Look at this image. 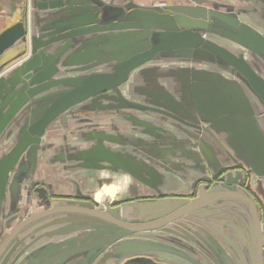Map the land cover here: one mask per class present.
Returning <instances> with one entry per match:
<instances>
[{
	"label": "water",
	"instance_id": "1",
	"mask_svg": "<svg viewBox=\"0 0 264 264\" xmlns=\"http://www.w3.org/2000/svg\"><path fill=\"white\" fill-rule=\"evenodd\" d=\"M31 1L30 26L20 20L0 32V57L19 40H28L30 45L21 61L0 74V142H12L0 154V215L6 191L13 190L17 196L21 188L30 184L23 180L30 178L36 169L41 138L47 126L75 106L86 111L156 110L181 123L184 121L180 115L190 114L197 123L199 120L209 123L214 129L213 136L223 137L224 140L217 137L222 149H229L243 166L264 177V116L258 114L259 104L264 110V76L245 56L205 36V32L219 33L264 60V32L244 21L233 7L220 11L188 3L148 7L131 1L119 6L113 0L107 3L103 0ZM141 41L146 43L143 48L138 47ZM188 51L191 62L192 57L198 58L194 62L215 65L218 70L186 66H167L168 71L158 68L156 77L165 78L168 84L177 82L183 100L158 80L143 90L145 98L130 99L119 90L134 70L160 54ZM109 61L116 62L112 71L82 73ZM190 95H198L202 101L194 98V104ZM132 123L140 127L152 125V121L136 120V117ZM190 126L199 127L198 124ZM94 145L82 146L75 161L77 167L99 169L106 162L154 186L156 181L152 182L134 169V164L108 148L104 136L96 137L99 154L92 152ZM191 154L200 163V153L192 149ZM226 185H231V180ZM40 192L45 198L43 190ZM198 192L193 198L161 197L140 205L112 207L110 204L115 205L117 200L98 207L89 202L57 201L54 203L62 205L37 212L18 224L0 247V257L25 225L45 216L44 225L36 230L52 225L43 233L60 235L54 239L56 247L24 259V264H101L137 253L176 254L191 264H214L199 247L179 241L167 244L135 237V234L168 230L167 224L190 215H201L200 219L219 223L224 219L238 223L234 213L227 216L222 212L220 201L234 199L249 205L247 210L241 203L233 202L245 214L244 222L249 221L251 243L245 246L248 239L242 231L243 224H240L241 231L233 226L237 241L234 239V250H229L227 256L235 263L236 257L243 253L240 257L250 259L252 264H264V234L255 201L246 192L229 188L207 191L201 186ZM26 231L22 236H28ZM174 244L178 247L171 246ZM38 247L43 246L34 249ZM122 264L165 263L136 256Z\"/></svg>",
	"mask_w": 264,
	"mask_h": 264
},
{
	"label": "flooded vegetation",
	"instance_id": "2",
	"mask_svg": "<svg viewBox=\"0 0 264 264\" xmlns=\"http://www.w3.org/2000/svg\"><path fill=\"white\" fill-rule=\"evenodd\" d=\"M154 2L159 1L155 0ZM177 3L174 1H166L159 5H176ZM248 4H254L253 8L250 6V9L254 10H251L249 13L259 17L260 15L264 16L263 2L260 0H252ZM142 96V98H145L144 93ZM61 115L53 122L60 118ZM84 115H88L84 119H88L89 128L84 131L80 129L75 130L72 136L78 137L79 139L90 138L92 141V138H94V143L92 144H95L93 146L95 150L93 149L92 152H98V154L100 150H97L98 147H96V137L104 136L106 138V146L118 153L127 163L134 164L136 170L143 173L152 182L156 181L154 186L150 187L135 179L123 168L116 167L115 169L111 164L105 162L103 165H106V167L101 166L99 168L100 171H97L98 174L103 172V178L100 177L97 179V181L100 180L98 190L102 191L103 186L111 182L119 184L122 180L121 174L126 173L131 177V183L126 192L111 196L109 194L105 195V192L102 191L103 197L97 199L94 197L97 192L95 186L88 188V191L85 190V192L83 186L82 188L79 185L77 186L76 179H74L76 180L75 182L69 181L68 179H59V183L52 186L51 177L46 180L43 179L42 182L32 185L28 184L26 187L21 188L19 194L17 193L18 198L13 190H7L5 198L7 200L6 210H3L0 215V247L18 224L37 212L54 205H62L60 203H54L57 201L72 200L90 202L98 207L100 205L104 206L112 200H117L115 205L110 204V207H112L119 206L125 203V201H128L130 197L132 198L137 195L146 196L141 198L144 202L154 200L151 197H155L157 191H161L160 198L168 196L193 198L199 194L198 191L201 186L205 187L207 191L225 190L229 188L231 190L246 192L255 201L254 203H256L261 232L264 234V177L243 166L244 163L238 157L232 156V152L229 149L226 151L222 149L221 143L217 141V136H213L212 130L214 129L206 121L199 120L197 123L189 114L187 117L180 115V118L184 121V123H181L176 120L173 121L167 114L160 113L156 110L94 109L89 110L87 113L84 112ZM102 115L107 117L103 123L99 122ZM113 116H116L118 120L113 119ZM97 117L99 120H96ZM134 117H136V120L152 121V125L141 127L135 125L132 123ZM53 122L47 128L51 127ZM192 124H198V129L190 126ZM56 129L61 131L63 141H65L64 132L62 131L63 128L58 126ZM191 135L198 138L195 139ZM62 144L65 145V142ZM92 144L90 143L88 145ZM193 145L197 147L193 148ZM81 149L76 147L71 149L70 151L74 153L72 156H79ZM192 149H196L200 153V163L194 160V156L191 154ZM68 167L71 168L70 163ZM193 168L197 171L195 174L192 172ZM112 170L115 173H112ZM12 172L13 169L10 172L11 175L13 174ZM75 175L77 176V174ZM87 180V178L83 180L82 185L86 186L85 183ZM227 180H231V185H226ZM158 182L161 184L158 185ZM177 187L179 189L175 190ZM170 188H173V190H170L172 191V195L166 194V189ZM41 190H43L45 198L41 195ZM120 195L127 196L119 197ZM128 196L130 197L128 198ZM103 199L104 203H102ZM220 201L223 203L222 212L226 213V215L234 213L238 223L236 221H225V219L221 223L213 220L204 222L202 224L203 233L195 231L197 235L199 234L200 241H197L200 242V250L207 257L208 261L214 264H252L250 259L240 257L243 253L239 257H236L237 262L235 263L230 261V258L227 256L229 250H234L233 245L236 244V233L233 226L241 231L240 224H243L242 231H244L248 239L245 242V246L251 243L248 231L249 227L247 225L249 221L247 219V222H244L243 218L245 214L238 207L237 203H241L247 210L249 209V205L234 199H230V201L229 199H222ZM234 201L237 203L234 204ZM12 209H14L13 212H11ZM48 216L46 215V217ZM44 218L45 216L38 219V221L35 220L25 225L12 238L3 255L0 257V264H24V259L32 258L37 254L43 253L46 249L53 250L56 247L55 240L47 241L45 239H39L37 242H32L34 240L32 236H22L25 230L31 232L34 229L36 230L37 227L43 226ZM73 223L75 222L73 221ZM171 223L167 224V227ZM169 228L174 229V227ZM41 230L43 229L41 228ZM174 230L177 231V229ZM197 235L196 237H198ZM36 246L43 247L34 249ZM173 255L171 256L172 259H176V254Z\"/></svg>",
	"mask_w": 264,
	"mask_h": 264
},
{
	"label": "rangeland",
	"instance_id": "3",
	"mask_svg": "<svg viewBox=\"0 0 264 264\" xmlns=\"http://www.w3.org/2000/svg\"><path fill=\"white\" fill-rule=\"evenodd\" d=\"M134 3L140 4V5H159L162 2H168V1H174V2H178V3H188V4H194V5H203L209 8H214L220 11H225L227 8L233 7L234 10L239 13L240 17H242V19L246 22H248L250 25H252L254 28L259 29L260 31L264 32V24H263V20H264V16L260 15L259 16H255L251 13H249L251 10L254 9H250V6H252V8L254 7L253 5L248 4L249 2H251L252 0H158L159 2H154L155 0H132ZM241 10H245L244 13H241ZM205 36L206 38L213 40L219 44H221L222 46H225L226 48L232 50L233 52L237 53V54H242L243 56H245L255 67L256 69L258 68L259 71L261 72V75L264 76V60H262L259 56H257L256 54H253L249 49L245 48L243 49L240 45H238L237 43H235L234 41H232L231 39L220 35L219 33H215V32H205ZM145 41H141V43L138 44L139 48H143L145 46ZM10 49V48H9ZM27 50V49H26ZM8 51V50H7ZM6 51V52H7ZM26 53V52H25ZM24 53V54H25ZM190 51L188 52H172V53H164V54H160V56L156 59H153L149 62H147L146 64H144L141 68H138L136 70H134L131 74L129 79L122 84L119 88L120 91H122L123 94H125V96L127 98L130 99H141L142 96V92L144 89H147L148 87H150L151 85L154 86L155 81L158 80V82L160 84H164L166 87H168V83L167 80L165 78H161V77H156V71L158 70V68H161L163 70H166L167 66L168 67H195V68H205V69H217L218 68L214 65V66H210L211 64H205V63H198V62H194L199 60L198 58L192 57V60H194L193 62H191L189 59L190 57ZM19 52L12 54V56L10 58H6V53L4 52V54L0 57V62H4L1 64L2 67H0L1 70H8L10 69L13 65H15L16 63H18L19 61H21L24 57L23 55ZM116 66V62L114 61H109L106 63H103L97 67L91 68L85 72L82 73H89L92 71H112L114 69V67ZM168 71V69H167ZM162 73V72H161ZM155 75V78L153 79L152 75ZM159 75V74H157ZM152 76V77H151ZM151 88V87H150ZM112 92V91H110ZM127 92H129L128 94H126ZM80 106H75L73 107L71 110L65 112L64 114L61 115L60 118H58L56 120V122L52 123L53 127H62L63 128V132H64V138H65V148H64V154L61 155L63 156V160L65 158V161L70 162V167H71V163L73 161L72 167L68 168L69 170H66V172H76L78 171V167H77V162H75L74 160H70V157H73L72 155H74L73 152H71L70 150L72 149L73 146H86L88 145V143L90 142V139H79L78 137H73L72 134L75 130H87L89 128V123H88V119H84L86 116L88 115H84V112H88L89 110H82V108H79ZM258 114L264 116V110L262 108V106L259 104L258 105ZM99 117V116H98ZM98 117L96 118V120H99ZM107 118L105 116L102 115V117H100L99 122H104V119ZM113 119H117L116 116H113ZM118 120V119H117ZM92 122V119H91ZM52 127V128H53ZM63 140V138H62ZM12 145L11 141H7L6 142V148H9V146ZM70 151V152H69ZM47 152H50V149H45L44 154H46ZM69 156V158H67ZM68 159V160H66ZM45 167V166H43ZM44 171V170H43ZM83 173V172H82ZM115 173V171H114ZM72 174V173H71ZM80 175V174H79ZM85 178H87L88 180L86 181L87 184H89V174H87L85 176ZM179 187L175 188V190H178ZM166 194H171L172 195V191L173 188L170 189H166ZM184 191V190H181ZM156 196L155 197H151L152 199L156 200V198H160V194L161 191H157L156 192ZM164 195H166L165 193H163ZM113 196H116L117 194H113ZM122 195V194H121ZM119 196V197H126L127 195L124 196ZM130 196H128L129 198ZM143 197L146 196H135V197H130L128 201H125V203H123V205H131V204H136L138 203L140 205V203H145L143 201ZM168 197H172V196H168ZM181 198V196H178ZM154 200H149V201H154ZM142 201V202H141ZM148 202V200H147ZM90 203V202H89ZM92 204V203H91ZM137 204V205H138ZM201 215H190V216H186V217H181L179 218L177 221L171 223L168 226V230H152V231H146L145 233H137L135 234V237H145V238H149V239H154L157 240L158 242H164L167 244H170V242L172 241H176V242H181V243H193L192 245L195 247H200V242L199 241V234L197 235L195 233V231H198L199 233H201L202 231V224L204 222H206L208 219H200ZM89 219H93L91 218V216H86ZM169 227H174V229H177V231H175L174 229H171ZM193 228V229H192ZM196 235L198 237H196ZM198 240V241H197ZM173 244V243H172ZM179 244V243H177ZM180 245V244H179ZM175 248H177L178 246L171 245ZM153 254V253H152ZM155 253L153 254L154 259H159L165 262H170L172 264H185V263H181L179 261H175L170 259L169 257H167V255H163V254H158L156 256ZM151 255V254H150ZM133 254L131 255H125L122 257H125V259L131 257L133 258ZM124 260L121 261H117V262H112V264H121L123 263ZM94 262V261H93ZM94 264V263H91Z\"/></svg>",
	"mask_w": 264,
	"mask_h": 264
},
{
	"label": "crops",
	"instance_id": "4",
	"mask_svg": "<svg viewBox=\"0 0 264 264\" xmlns=\"http://www.w3.org/2000/svg\"><path fill=\"white\" fill-rule=\"evenodd\" d=\"M103 1L105 3L109 2V0H103ZM129 1L133 2L132 0H113L112 2L115 5L124 6ZM32 6L33 5H32L31 0H0V32L3 29H5L6 27H8V26L16 23L17 21H20V20H24L25 25H28V27H29L30 26L29 25V18H30V15L32 13L31 11H33ZM29 46L30 45H29L28 40H19L10 49H8L7 52H5L7 54L6 58H10L12 56V54H14V53H17V52L20 53L22 51V49H24V47H26V49H27L26 53L23 55V57H25L29 52V49H30ZM241 47L243 49H245L244 46L241 45ZM2 63H4V62H2ZM2 63L0 62V67H2L1 66ZM6 71L7 70L3 71L0 69V74L5 73ZM175 83H177V82L169 83L168 88L171 90L172 89L175 90L176 95H178L179 98L183 100V92L179 88L178 83L177 84H175ZM190 94H193V92ZM190 96L193 97L192 95H190ZM194 98L196 99L197 102L202 101L198 95L194 96L193 99ZM195 99H194V104H195ZM190 101H192V100H190ZM196 115H197V113L195 112L194 116H196ZM52 127L53 126L47 128V130H46L47 132L41 138L42 147L39 150L38 155H37L36 169H35L34 173L27 180H23V183H27V181H28L32 185V184H36L38 182H42L43 179L46 180V179H49V177H51L52 186H53L56 183H59V179H62V180L68 179L69 181H72V182H75L77 180V182H76L77 186L79 185L81 188L83 186L84 191L85 190L88 191L87 190L88 188L95 186V189H97V192H99L100 195H99V197H97V195L95 194L94 197L97 199L102 198L103 197V192H102L103 190L102 191L98 190V185L100 184V180L97 181V179L100 177L103 178V176H102L103 172H101V174H98L97 171H100V169H94V168L88 169L86 167H78V169H77L78 171H76L77 173L66 172V170H69L68 164L70 162L65 161V158L63 160V156H61L64 154V144H62L63 140H62L61 131L57 130L56 129L57 127L56 128L53 127L54 129ZM217 137L220 140H224L220 134H217ZM88 144H90V143H88ZM6 147H7L6 144H3V142H0V154H2L4 151H6V149H5ZM74 147H76V146H73L72 149ZM76 148H82V146H78ZM45 149H50V152H47L46 154H44ZM100 149H101V152H104V151H102V148H100ZM76 156L70 157V158L68 156L67 158H69L70 160L77 161L78 155H76ZM66 160H68V159H66ZM72 163H73V161H72ZM43 166H45V167H43ZM133 167H134V169H136V167L134 165H133ZM192 172L195 174V172H197V171L195 168H193ZM112 173H114L113 170H112ZM75 174H77V176ZM87 174H89V184L85 183L86 186H84V185H82V183L84 182L83 180L86 179L85 176ZM76 177H78V178H76ZM74 179H76V180H74ZM112 184H116V183H112V182L108 183V184L103 186V189L106 187H110ZM107 194L113 196L112 192H105V195H107ZM5 198H6V196H5ZM5 198L3 201L2 211L6 210V204H7L6 201L7 200ZM102 203H104V199L102 200ZM50 228H52V225L50 227H46L40 231H37L35 229L31 232L26 231V234H28V236H32V238H34L35 241L33 240L32 242H37L39 239H42V240L45 239L47 241L58 239L60 237L59 233H58L59 236H51V235L43 233V232H48ZM153 254H155V253H153ZM153 254L152 253H137V254H133L134 255L133 257L145 256V257H150L153 260L158 261L159 259H154ZM163 255H166V254H163ZM171 256L172 255H167V257L172 259ZM176 257H177L176 259H172V260L179 261V262L185 263V264H191L190 262L181 259L177 255H176ZM129 258H131V257H129ZM129 258H127V259H129ZM124 259H125V257H117L114 260H110L109 262H105V263H101V264H112V262H117V261H121ZM127 259H125V261ZM159 261L163 262L165 264H172L170 262H165L162 260H159Z\"/></svg>",
	"mask_w": 264,
	"mask_h": 264
},
{
	"label": "clouds",
	"instance_id": "5",
	"mask_svg": "<svg viewBox=\"0 0 264 264\" xmlns=\"http://www.w3.org/2000/svg\"><path fill=\"white\" fill-rule=\"evenodd\" d=\"M121 176H122V180L118 185L112 184L110 187L104 188L103 191L112 192L114 195L117 193L126 192L128 190V186L131 183V177L126 173L121 174ZM96 195L97 197H99L100 193L97 192Z\"/></svg>",
	"mask_w": 264,
	"mask_h": 264
},
{
	"label": "trees",
	"instance_id": "6",
	"mask_svg": "<svg viewBox=\"0 0 264 264\" xmlns=\"http://www.w3.org/2000/svg\"><path fill=\"white\" fill-rule=\"evenodd\" d=\"M25 52H26V47H24V49H22V51L20 53L24 54Z\"/></svg>",
	"mask_w": 264,
	"mask_h": 264
},
{
	"label": "bare ground",
	"instance_id": "7",
	"mask_svg": "<svg viewBox=\"0 0 264 264\" xmlns=\"http://www.w3.org/2000/svg\"><path fill=\"white\" fill-rule=\"evenodd\" d=\"M243 46V45H242ZM245 47V46H244ZM246 48V47H245ZM248 49V48H247ZM251 52H253L252 50H250Z\"/></svg>",
	"mask_w": 264,
	"mask_h": 264
}]
</instances>
